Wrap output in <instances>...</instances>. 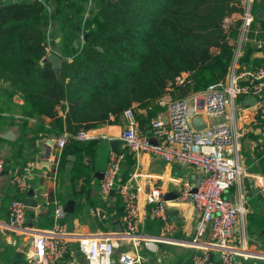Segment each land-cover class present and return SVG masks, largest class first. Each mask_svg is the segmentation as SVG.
I'll use <instances>...</instances> for the list:
<instances>
[{"label":"trees","instance_id":"obj_1","mask_svg":"<svg viewBox=\"0 0 264 264\" xmlns=\"http://www.w3.org/2000/svg\"><path fill=\"white\" fill-rule=\"evenodd\" d=\"M3 1L0 81L7 84L3 93L11 101L20 95L24 120L34 118L45 127L49 119L46 133L59 138L68 134L58 177L63 178L68 153L73 151L71 183L76 197L95 173L94 161L87 159L93 158L98 145L97 140L77 139L78 133L117 124L133 107L146 112L140 117L145 132L162 111L159 101L182 74L188 73L192 82L176 87V98L226 79L242 21L230 27L225 21L243 13L242 0H14L8 7H3ZM259 3L254 5L255 19L241 71L264 67L253 57L264 52V47L259 49L251 41L264 40ZM51 28L61 39L60 47L53 41V49H61L59 69L51 62L41 64L48 56ZM242 101L246 98L238 99ZM259 102L264 104V96ZM259 146L264 151V144ZM120 152L125 154L122 183H126L137 160L128 149ZM260 171L264 174L262 157ZM14 200L24 199L11 198L3 204ZM48 207L53 217L57 205ZM120 214H124L123 204ZM254 228L264 231V215H247L249 237Z\"/></svg>","mask_w":264,"mask_h":264},{"label":"built area","instance_id":"obj_2","mask_svg":"<svg viewBox=\"0 0 264 264\" xmlns=\"http://www.w3.org/2000/svg\"><path fill=\"white\" fill-rule=\"evenodd\" d=\"M262 0H242L240 35L234 49L232 64L226 79L201 92H191L185 97L175 98L176 87H186L192 81L184 73L171 84L168 92L159 101L162 111L149 124L151 134L140 129L136 107L124 112L126 125L120 140L135 158L141 153L160 157L169 164L180 163L195 166L201 171L196 186L186 182L181 188L177 200L181 204H190L196 211L199 221L195 235L190 240L179 241V245L190 251V264H250L253 261L264 262V248L254 245L247 231L246 202L241 195L238 200L226 198V193L236 186L243 177L248 176L242 165L241 135L231 124L235 121L237 103L240 97L260 99L264 96V68L254 71H241V59L244 46L250 41V33L255 19L254 5ZM51 11V10H50ZM48 55L53 53L52 38L48 37ZM259 49L264 40L257 41ZM191 104V105H190ZM230 115H227V111ZM201 116L206 127L197 130L193 125L195 117ZM224 117L225 123L212 124L210 120ZM68 134L57 141L63 150ZM79 140H92L88 131L76 136ZM152 139L155 142H152ZM259 141L264 144V128L260 131ZM125 154L112 151L104 178L100 183L101 192L108 196L117 189L124 206L122 216L123 232L117 235L70 233L68 226L60 222L65 215L64 207L56 204L55 224L52 229L29 228L27 205L23 200H14L10 205L6 226L12 230H22L30 237V249L26 259L30 264H62L73 255L72 244L77 242V250L85 256L88 264H114V256L122 243L129 242L130 250L118 256L119 264H151L144 249L151 250L156 241L171 242L169 237H147L141 233L143 188L132 180L122 183L121 172ZM32 163H27L21 171H16L12 182L21 193L26 192L32 178ZM6 172V159L0 143V182ZM260 188L264 202V174L252 176ZM196 190V192H194ZM146 203L153 207V214L160 219L165 229L169 228L166 212L169 200L159 187H153L146 195ZM156 238V239H155ZM216 255L219 258H216Z\"/></svg>","mask_w":264,"mask_h":264},{"label":"crops","instance_id":"obj_3","mask_svg":"<svg viewBox=\"0 0 264 264\" xmlns=\"http://www.w3.org/2000/svg\"><path fill=\"white\" fill-rule=\"evenodd\" d=\"M237 20H241V15L236 14L226 19L225 26L230 27ZM255 34L258 35V32ZM251 41L257 45V41ZM55 42L60 47L61 39L57 37ZM53 51L62 57L61 49ZM253 57L254 62L258 61L264 66V52H256ZM254 70L257 69H247L246 71ZM6 88L7 84L0 81V143L6 159V172L0 182V264H30L26 259L30 249V237L22 233V230L9 229L5 224L11 203L5 206L3 203L11 198L22 197L23 201L32 199L38 203L37 208L27 209L26 225L29 228L52 229L55 219L48 206L58 204L61 200L63 207L69 201L75 202L74 213H66L65 217L60 220L61 223L68 226L70 233L78 235L121 234L116 229L120 227L119 225L122 226V229L124 228L120 214L122 203L117 189L106 196L100 190V183L104 178L109 156L114 151L111 142H118L115 151L126 150L120 140L122 130L126 125L125 118L122 116L117 124H104L88 131L94 137L92 140L98 141L95 155L93 158L87 159L94 161L95 173L90 183L85 186L83 194L80 192L83 181L79 182L80 193L76 197L71 183L72 164L75 161L68 160L63 178L58 177L63 150L58 148L57 142L55 147L50 145L51 135L54 133L45 131L49 129L50 120L47 119L45 127L41 126L37 119L27 118L24 120L22 113L24 101L20 95H15L11 101L8 95L3 93ZM175 92H173V96ZM230 113L228 110L227 115ZM145 114L144 110H139L137 113L139 123L140 117ZM24 121H27L26 125H24ZM231 124L235 131L241 135L242 165L247 170L248 176L243 177L225 196L236 201L242 195L249 215H264V202L257 192L258 187L252 177L261 174L260 158H264L263 147L259 146V144L263 145L259 141V136L260 131L264 128V104L258 102L257 105H248L247 100L238 102L235 121ZM140 129L142 130L141 126ZM142 132L144 131L142 130ZM144 133L150 135V128ZM73 155L75 157L74 152ZM136 160L137 167L131 176L133 175L134 181L143 188L141 233L144 236L157 239L159 237L172 239L170 243L156 241L151 245V250L144 249V253L148 254L151 264H190V251L177 243L182 240H190L195 235L199 217L192 205L181 204L177 199L169 200L166 209L169 228L165 229L163 222L155 217L153 207L147 205L145 199L153 187L161 188L167 198L169 194L178 195L186 182L196 186L201 178L200 169L180 163L169 164L162 158L149 153L139 154ZM29 162L33 165L32 178L26 192L21 193L13 184L12 176L16 171H21ZM122 176L123 170L121 179ZM254 245L264 248V246L255 243ZM71 246L74 250L73 255L68 256L62 264H88L85 256L77 250V242L75 241ZM131 248L132 245L129 242L122 243L116 251L114 264H119L120 253Z\"/></svg>","mask_w":264,"mask_h":264},{"label":"water","instance_id":"obj_4","mask_svg":"<svg viewBox=\"0 0 264 264\" xmlns=\"http://www.w3.org/2000/svg\"><path fill=\"white\" fill-rule=\"evenodd\" d=\"M14 4V0H4L3 1V7H8ZM259 6L261 8L260 11V17L264 19V0H262L259 3ZM77 41L75 42V46H77ZM47 62H51L53 64V67L55 69H59L61 67L62 64V57H60L59 55H57L56 53H50L43 61H42V65H44ZM16 99H19V97H16ZM258 103V99L255 97H250L249 99H247V104L248 105H257ZM193 125L197 130H202L203 128L206 127V123L204 122V120L202 119L201 116H197L194 118L193 120ZM58 137L53 134L51 135V139H50V145L55 147L56 142H57ZM152 142L154 143L155 140L152 139ZM117 145L118 142L117 141H112L111 142V147L112 149L115 151L117 150ZM68 160L74 162L76 159L73 155V151H69V156H68ZM194 192H196V190H194ZM257 192H260V188H257ZM178 198V195H167V199L168 200H176ZM26 205L28 208H37L38 207V203L33 201L32 199H27L25 201ZM74 206H75V202L74 201H69L65 207H64V211L66 213L69 214H73L74 213ZM120 227H117V231L122 232V226L119 225Z\"/></svg>","mask_w":264,"mask_h":264},{"label":"rangeland","instance_id":"obj_5","mask_svg":"<svg viewBox=\"0 0 264 264\" xmlns=\"http://www.w3.org/2000/svg\"><path fill=\"white\" fill-rule=\"evenodd\" d=\"M54 32V33H53ZM48 37H53L52 41H55V38H57V32L55 33V30L51 29V33H48ZM191 105V104H190ZM210 122L212 124H220V123H225L226 120L224 117L222 118H218V119H214V120H210ZM253 231V232H252ZM251 231V237H249L255 244L257 245H261L264 246V238L261 237L263 233H261L260 231H258L256 228L252 229ZM255 232V233H254ZM249 236V235H248ZM263 240V241H262ZM216 258L218 259L219 256L216 255ZM114 260H115V256H114Z\"/></svg>","mask_w":264,"mask_h":264}]
</instances>
